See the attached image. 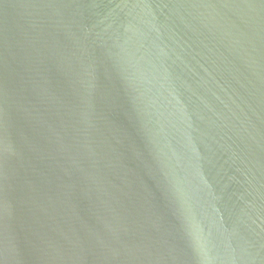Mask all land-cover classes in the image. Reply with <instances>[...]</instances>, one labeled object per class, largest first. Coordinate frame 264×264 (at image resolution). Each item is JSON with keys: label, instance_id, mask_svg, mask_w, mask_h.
<instances>
[{"label": "water", "instance_id": "1", "mask_svg": "<svg viewBox=\"0 0 264 264\" xmlns=\"http://www.w3.org/2000/svg\"><path fill=\"white\" fill-rule=\"evenodd\" d=\"M0 264H264V0H0Z\"/></svg>", "mask_w": 264, "mask_h": 264}]
</instances>
